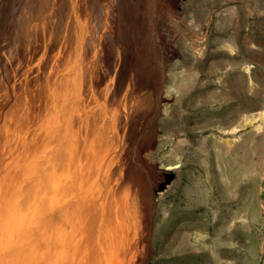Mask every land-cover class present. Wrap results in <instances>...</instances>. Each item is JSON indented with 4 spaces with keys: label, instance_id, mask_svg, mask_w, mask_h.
I'll use <instances>...</instances> for the list:
<instances>
[{
    "label": "rangeland",
    "instance_id": "374dc122",
    "mask_svg": "<svg viewBox=\"0 0 264 264\" xmlns=\"http://www.w3.org/2000/svg\"><path fill=\"white\" fill-rule=\"evenodd\" d=\"M6 2L0 264H264V0H136L138 80L98 2Z\"/></svg>",
    "mask_w": 264,
    "mask_h": 264
},
{
    "label": "bare ground",
    "instance_id": "6f19581e",
    "mask_svg": "<svg viewBox=\"0 0 264 264\" xmlns=\"http://www.w3.org/2000/svg\"><path fill=\"white\" fill-rule=\"evenodd\" d=\"M123 1L124 0H119V2H120L119 7L120 8L116 7V9H115L114 6H112V11H109L111 6H108L109 4L107 3L108 4L107 5L106 2H104L103 0H97V1L92 0L91 3L95 4L96 2H98L99 3L98 6H100V8H101L100 10L103 13L105 12L106 14H108L107 17L109 18V21L107 24V28L105 30L106 35H107V39L113 48H116V49L117 48H125L126 55L130 56V58L132 59V62L130 64L131 67H130V70L126 74V77L130 76L131 80H138V79H136L137 74L139 75V79H141V77L144 75V73H143L144 66H145L144 61L149 60L150 61V67H151L154 58L158 59L160 57L158 56L159 54L157 52V47H156V43H155L156 41H154L152 39V30H151L152 25L147 23V20H146L148 14L145 12V10H146L145 7L144 8L139 7L140 3H138V4L135 3L136 0H126L125 3H123ZM137 1L139 2L140 0H137ZM7 2H8V0H7ZM136 4L139 8L136 7ZM144 5H145V3H144ZM2 15H4V14H2ZM131 15H135L134 17L137 16L136 18H138V17L140 18V19L138 18L140 26H137L135 18H133L129 21L130 24L128 22H126L128 19L127 17H129ZM4 18H5V16H4ZM2 20H4V19H2ZM2 20L0 22H2ZM1 30H2V28H1ZM102 31L103 30H101V32ZM136 32L139 33L144 39L143 47H137V45H138L137 42L139 40V37L136 35ZM104 51H105V49H104ZM106 53H107L106 61L110 60V57L113 58V55L111 53H109L108 51ZM178 63L181 64L180 62H178ZM151 70L154 71L155 69L152 68ZM135 73H137V74H135ZM150 73H151V71H150ZM126 85H127V83H126ZM231 130L235 131L236 126L234 128H232ZM225 131H229V130H225ZM258 148H260V147H258ZM230 162L231 161L229 160V163ZM168 165H170V167H172V168L177 167L179 165V162H177L175 164L170 163ZM184 239L186 240L185 237H184ZM185 240H184V242H185ZM204 242H205V240H204ZM200 243H201V241H200ZM202 243H203V241H202ZM183 244L184 243L182 242V245ZM203 244L206 245V242ZM212 246H213V244H212Z\"/></svg>",
    "mask_w": 264,
    "mask_h": 264
}]
</instances>
